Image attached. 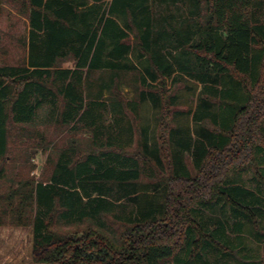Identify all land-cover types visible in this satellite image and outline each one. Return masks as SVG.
<instances>
[{
	"label": "trees",
	"instance_id": "trees-1",
	"mask_svg": "<svg viewBox=\"0 0 264 264\" xmlns=\"http://www.w3.org/2000/svg\"><path fill=\"white\" fill-rule=\"evenodd\" d=\"M4 1L19 4L30 31L26 61L0 65V163L11 128L32 124L45 104L47 124L84 131L92 149L76 160L66 149L47 181L17 182L0 195V227L31 229L34 264L237 259L244 232L258 237L255 227L264 222L261 197L232 177L250 171L264 189V0H188L191 14L204 10L203 24L183 20L178 28L172 16L154 17L149 0H0V14ZM132 41L151 82L164 85L178 66L216 99V108L204 100L193 115L194 124L211 125L193 145L188 123L164 124L177 97H157L153 129L165 143L163 156L161 145L150 150L137 104L115 96L133 69ZM66 59L71 69L59 67ZM126 110L138 124L141 158L125 151L135 137ZM185 154H192V170ZM151 160L166 161L170 174L143 184L141 168Z\"/></svg>",
	"mask_w": 264,
	"mask_h": 264
},
{
	"label": "rangeland",
	"instance_id": "rangeland-1",
	"mask_svg": "<svg viewBox=\"0 0 264 264\" xmlns=\"http://www.w3.org/2000/svg\"><path fill=\"white\" fill-rule=\"evenodd\" d=\"M149 2L151 3L153 16L158 20L166 16H172L168 21L175 28L180 27L179 24L183 20H188L189 23L197 22L198 24H203L204 10L201 8L198 17L191 14L193 7L188 0H149ZM1 6L0 65H20L26 61L27 57V39L30 31L29 21L19 4L4 1ZM131 44L132 52L129 59L133 69H130L124 75V78L120 80L115 96L117 99L119 98L118 100L121 103L131 102L137 104L136 114H139V117L141 115L142 122L149 124V148L152 150L157 147L160 148L161 145L163 156H165V143H162L161 139L160 145L156 142L157 140L159 141L157 130L154 131L155 129H153V117L159 110L157 97L159 94H163L167 100L168 97H177L173 101L174 106H170L167 109L168 115L166 116L168 119L164 124L166 123L171 127L180 125L185 127L188 123L192 131L191 144L193 145L195 139L201 138L204 128L211 129V125L208 122H204L201 125L194 124L193 115L199 110V104L204 100L208 104V109L212 106L216 108L218 104L216 99L207 97L205 87L180 72L178 66H175L176 68L171 77L165 79L164 85H160L158 82H151L150 73H148L147 67L141 65L142 59L139 57L133 41ZM173 54L177 56L179 52L173 51ZM178 58H181L185 63L188 60L186 56H178ZM58 65L63 69H71L73 62L71 59H66L60 61ZM142 78L145 79V84L142 83ZM206 86L218 89L211 82ZM106 97L107 93L105 92L104 99L107 100ZM207 98L210 101H207ZM108 105L110 104L108 103ZM50 112V106L45 104L38 111L32 124L22 128H11L12 137L9 139V152L4 161L0 163V168L3 169L0 173V195L7 193L17 182L26 180L35 182L47 181L53 172L58 155L66 149L73 150L69 153L72 155L73 160L83 158L84 155L91 152L92 147L84 131L74 130L72 127H62L57 124H47ZM126 114L135 123L134 141L131 147L125 150L126 154L141 158L137 145L138 124L127 110ZM160 134L163 136L161 132H159ZM71 143L74 144L71 145ZM191 163L192 154H185L184 164L190 170H192ZM167 167L166 161L159 166L156 160H151L149 167L147 166L146 169L141 168L142 177L140 182L143 184L152 183L156 176L165 179L170 174ZM232 177L234 181L238 182V185L251 190L256 196L261 197V205L264 207V189L255 181L252 172H236ZM204 216L205 214L202 215V217ZM6 224V226L0 227V264H34L31 257V229ZM113 228L117 234L120 233L121 228ZM256 228L259 229L261 235L255 237L253 232L245 231L244 242L246 249L241 251L239 247H236V250L238 249L239 251L240 249V253H235L238 258L235 260L231 259L230 262L226 260L223 264H264V222L256 225ZM111 229L112 227H109V230ZM227 232L230 234L229 231ZM105 233H107V230ZM117 234L112 235L114 238L112 236L109 237L110 241L118 240L116 239L118 238ZM229 236L232 237L233 235L230 234ZM213 264H215V261Z\"/></svg>",
	"mask_w": 264,
	"mask_h": 264
}]
</instances>
